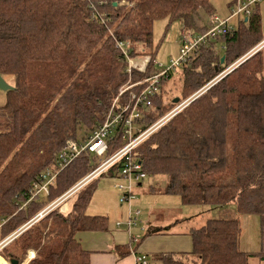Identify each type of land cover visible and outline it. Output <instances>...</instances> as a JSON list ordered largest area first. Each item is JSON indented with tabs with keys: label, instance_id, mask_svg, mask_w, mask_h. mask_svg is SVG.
I'll return each instance as SVG.
<instances>
[{
	"label": "trees",
	"instance_id": "1",
	"mask_svg": "<svg viewBox=\"0 0 264 264\" xmlns=\"http://www.w3.org/2000/svg\"><path fill=\"white\" fill-rule=\"evenodd\" d=\"M215 15L210 0H0V76L14 79V89L0 107L1 234L16 230L42 209L39 197L19 208L28 200L33 183L46 170L57 169V155L66 143L97 130L116 99V110L133 103L132 94L144 90L148 85L144 81L157 72L152 66L145 72L130 69L119 44H131L130 57L147 55L154 61L156 22L179 20L183 32L204 34ZM231 25L232 32L211 39L181 70L184 95L202 89L229 61L242 58V52L263 39L261 16L255 9L248 19ZM138 82L142 84L120 96ZM165 82L159 95L151 97V109L140 105L145 114L133 127L148 120L153 124L163 109L171 111L183 101L178 97L170 108L168 102L160 105ZM122 127L107 140V155L124 145ZM135 156L148 176L166 178L165 194L176 196L183 205L220 210L218 218L190 230L194 244L190 255H163L159 257L163 264H181L187 257L193 264H249L252 256L240 249L241 215H257L264 226L261 52L192 101L139 145ZM97 165L95 154H82L58 175L47 199L63 195ZM121 168L115 165L80 190L68 213H51L20 237L22 254L37 251L28 264H90V252L78 234L108 228V217L86 210L99 181L118 178ZM119 192L128 215L117 226L128 227L134 218L130 213L139 211L132 207L136 196L129 199L128 193ZM49 219L59 221L49 226ZM256 256L264 264V252Z\"/></svg>",
	"mask_w": 264,
	"mask_h": 264
},
{
	"label": "built area",
	"instance_id": "2",
	"mask_svg": "<svg viewBox=\"0 0 264 264\" xmlns=\"http://www.w3.org/2000/svg\"><path fill=\"white\" fill-rule=\"evenodd\" d=\"M262 0H237L236 7L229 17L226 19H221L217 15L212 18V27L204 34H193L181 33L180 38V49L179 56L171 61L169 66H163L155 61L156 73L150 78L146 79L144 83H148L147 87L142 90L139 94H132V102L123 107L115 109L118 99L114 101L113 107L107 115L104 123L95 130L92 134L80 141H68L65 147L57 155V169L46 170L38 179V181L33 183V187L29 192V198L20 206V210L24 209L32 200L38 198L41 194L49 195L51 187L55 184L58 175L67 167H69L76 159H78L84 153H92L97 156L98 165L79 183L73 186L67 193L57 199L55 202L48 205L46 208L41 210L33 219L28 223L24 224L16 231L10 235L4 237L0 240V264H11V258H7L4 253L6 250L14 244L28 229L33 225L40 222L45 216L53 210L56 204L61 201L69 199L71 196H75L80 190L86 187L91 182L106 175L109 170H111L115 165L120 164L122 168L119 170L118 179H122L127 184H118L115 187L123 193L129 194V199L135 198L134 188L141 185V183L148 178V175L143 169L141 161L135 156V150L146 141L150 136L157 132L161 127L168 123L173 117L181 113L192 101L199 98L208 89L222 80L228 73L232 72L240 62L247 56L256 53L259 49L264 46V43L259 45L256 49L251 51L247 56L241 58V60L236 64L228 68L219 74L210 83L204 86L202 89L193 94L190 98L179 102L167 115L154 122L153 124H148L147 122H142L141 127H133V122L136 120L141 121L144 117L143 111L140 109V105L143 104L149 109L152 108L151 97L159 95L161 91V85L164 81L169 80L172 76L176 75L179 71L185 69L192 59L196 57L199 50L206 46L211 39H215L218 36L226 35L232 32L233 28L231 21L234 17H241L248 19V17L253 13L255 7ZM119 48L123 55L128 58L130 69L137 70L139 72H145L148 66V59L145 58L143 63H138L136 59H131L129 56V51L131 44L121 43ZM142 82H138L123 89L120 96L127 90L141 85ZM144 106V107H145ZM124 125V126H123ZM123 126V127H122ZM123 128V140L124 145L120 147L117 151L112 154L107 155L109 146L107 140L110 138L111 134L114 132L121 131ZM112 138V136H111ZM18 198V197H17ZM126 197L122 198V202ZM131 206V202L129 203ZM63 213H68L66 206L61 209ZM134 215L133 219H130L127 223L129 229L137 225L138 217L140 216V211H134L130 213ZM121 223H118L120 226ZM134 241L136 239L133 238ZM36 254L34 252L29 253V259L26 264L35 258ZM137 264H149L145 258L138 257Z\"/></svg>",
	"mask_w": 264,
	"mask_h": 264
},
{
	"label": "rangeland",
	"instance_id": "3",
	"mask_svg": "<svg viewBox=\"0 0 264 264\" xmlns=\"http://www.w3.org/2000/svg\"><path fill=\"white\" fill-rule=\"evenodd\" d=\"M236 1L237 0H210V3L212 7L216 9V15L221 19H226L231 13L229 11L228 5L229 4L233 5ZM255 12L261 16V29H262L261 37L264 38V0H262L255 7ZM240 18L241 17H234L232 19L233 24H237ZM183 30H184L183 24L179 20L173 21L170 24L168 21L156 22L154 25V42H155V50H156V60L152 61L150 56L140 55V54L132 57L131 59H136L138 63H141V62L143 63V60L147 58L149 60L148 67L149 66L155 67V61L159 64H162L163 66H169L171 64V61L175 60L179 56L180 38H181V33L183 32ZM259 45L260 43H258L255 47H252V49L254 50V48L258 47ZM220 46L222 47V44H220ZM221 47L219 49L220 52H222ZM252 49L251 47H248L247 50H245V52H242V54H245V56H247L251 52L250 50ZM240 60L241 58L235 59V61H232V60L229 61L228 64L225 66L224 71L230 68L231 66L236 65ZM147 72L149 71L147 70ZM182 72L183 71H180L178 74H176L171 79L165 82L164 86H166V88L164 89L165 90L164 91L165 98L163 97L164 103H161L160 105L162 104L165 105V102H168L169 103L168 106L170 108V104L172 105V103L174 102L176 98L179 97V98H183V100H186L197 92L196 91L195 93H189L187 95L186 94L184 95V91L182 88L183 87L182 86L183 76L180 75V73ZM152 74H155V71ZM152 74L150 76H152ZM5 81L10 86L14 87V79L12 77L5 78ZM6 102H7V92L0 90V107L4 106ZM157 104H158V101L156 105ZM152 111L154 112V110ZM169 111L170 110H168V108L163 109L159 115L160 117L154 116L157 119L153 121L156 122L162 117L167 116L171 112ZM157 114L158 113H156L155 115ZM147 123L152 124L149 122V120L147 121ZM83 139H85L84 136L79 137V140H83ZM165 180H166L165 177L148 176V178L144 180L141 183V185L134 188V195L136 196V199L133 201L132 207L134 210L138 209L140 211V216L138 217V221H141V220L143 221L145 219L144 217L146 215L148 216L150 211H153V213L155 214H159V211H162L164 215L168 218L173 217V216H175L176 218H179L176 213H179L182 219H188L194 216L198 217L199 215H201L200 207L183 205L181 204L179 198L173 195H167V194L161 195L159 193V190L162 187H164ZM118 184L126 185L127 183L118 178L101 179L98 185L96 186L95 192L88 205V208L86 210L87 214L105 215V216H108L110 222H114V223L120 221L121 218H119V214L120 212H126V211L128 212V205L127 204L121 205L120 203V198H121L122 193L119 192V190L115 187ZM70 189H68L67 192ZM63 195H59L58 198H60ZM39 198H40V201L42 202L41 205H43L42 209L40 210H43V208L46 206L45 202L48 203L50 200L47 199V195L44 193L41 194ZM75 198H76V195L71 196L69 199L65 201H61L58 204H56L53 210H51L45 216L44 219L46 220V217H48L51 213L53 214L62 213L61 209L64 208L68 202L69 203L72 202ZM40 210L36 213H33V215L29 219H26L24 221V223L22 222L21 226L28 223L37 214H39L41 212ZM211 211H212L213 216L219 215L217 209L216 210L214 209ZM28 215L30 216L29 213ZM240 220H241V227H242V243L244 244L247 251L250 253H254V254L264 252V226L261 224L260 218L257 215L243 214L241 215ZM48 221H49V226H50L52 225L53 221L58 222L59 220L49 219ZM121 222L123 221L121 220ZM137 225L141 227L142 224H140V222L139 223L137 222ZM3 226L4 225H0V240L10 235L11 233H13L14 231L18 229L17 228L16 230L10 233L1 234V231H3ZM133 227L135 228V226ZM144 233H145L144 228H141L140 236H143ZM21 242L22 241L19 238L14 244H12L6 250L4 255L7 258L19 257L22 260L21 264H26L29 259V253L32 251L37 255V251L32 248V249H28L26 253L22 254V251L20 250ZM250 264H260V262L256 257L255 258L252 257L250 258Z\"/></svg>",
	"mask_w": 264,
	"mask_h": 264
},
{
	"label": "crops",
	"instance_id": "4",
	"mask_svg": "<svg viewBox=\"0 0 264 264\" xmlns=\"http://www.w3.org/2000/svg\"><path fill=\"white\" fill-rule=\"evenodd\" d=\"M231 6L232 4L228 5L229 11ZM214 11L216 12V9H214ZM259 43L260 45L264 43V38ZM221 48L223 49V47ZM250 51H253V49ZM258 52H261L263 58L264 76V46L259 49ZM166 186L167 182L165 180L164 187L159 190L161 195H166ZM57 199L59 198H56V200ZM56 200L48 202L45 204L46 206L44 205V208ZM73 203L72 201L66 204L68 211L72 209ZM200 208L201 215L188 219H182L179 213H176L179 218L175 216L168 218L162 211H159V214L150 211L148 216L146 215L144 217L145 219L143 221H139L140 224H142L141 227L136 225L135 228L133 227L130 230L126 225L118 227L117 222L114 223L109 220L108 228L105 231L81 232L78 234V239L82 247L90 252V264H137L138 257L145 258L149 264H160L162 261H160L159 257L163 255H190L194 245L189 235L190 230L199 228L203 226L207 220L218 218L220 215V210H218V216H213L211 210ZM233 209L235 210V207ZM127 215V211L120 212V221H126ZM141 228H144L145 231L143 236H140ZM133 238L136 239V241H134ZM240 249L259 260L256 253L254 254L247 251L242 243V235L240 239ZM181 264H193L192 259L187 257Z\"/></svg>",
	"mask_w": 264,
	"mask_h": 264
},
{
	"label": "water",
	"instance_id": "5",
	"mask_svg": "<svg viewBox=\"0 0 264 264\" xmlns=\"http://www.w3.org/2000/svg\"><path fill=\"white\" fill-rule=\"evenodd\" d=\"M256 53H258V51H257ZM256 53H254V54H252V55H249V56L245 57V58L240 62L239 66L242 65L245 61H247L250 57H252V56L255 55ZM224 60H225V57L223 56L222 59H221V63H223ZM239 66H237L236 68H238ZM236 68H235V69H236ZM235 69H233V70H235ZM230 73H231V72H230ZM228 74H229V73H228ZM228 74H227V75H228ZM227 75H226V76H227ZM13 89H14V87L10 86V85L5 81V79H4L2 76H0V90H1V91H4V92H8V91L13 90ZM174 102H175V103H178V102H179V99H176ZM11 264H19V262H18L17 260L12 259V260H11Z\"/></svg>",
	"mask_w": 264,
	"mask_h": 264
}]
</instances>
